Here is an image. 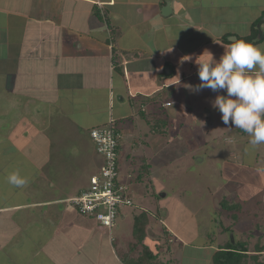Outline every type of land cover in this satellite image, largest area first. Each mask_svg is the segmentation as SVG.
Instances as JSON below:
<instances>
[{
    "label": "crops",
    "instance_id": "1",
    "mask_svg": "<svg viewBox=\"0 0 264 264\" xmlns=\"http://www.w3.org/2000/svg\"><path fill=\"white\" fill-rule=\"evenodd\" d=\"M263 17L264 0H0V98L12 95L18 117L34 126L32 139L24 133L33 144L29 162L14 167L26 183H9L0 166V264H121L112 231L68 209L65 201L87 186L75 182L67 191L66 183L45 180V164L51 156L60 159L47 137L45 161L32 160L33 151L41 153L34 122L49 115L48 124L53 112L44 110L54 108L68 118L80 144L91 128L114 120L120 154L125 151L127 162L141 158L131 162L133 171L138 168L131 182L140 183L143 162L150 172L144 150L154 151L158 144L152 149L151 142L174 138L178 133L169 135V127L183 125L170 107L181 82L198 83L195 58L207 49L219 60L233 40L246 37L264 48ZM2 136L0 158L23 154L25 148L7 152L3 143L10 139ZM100 165L94 163L91 174ZM132 240L122 249L129 259L144 253L130 250Z\"/></svg>",
    "mask_w": 264,
    "mask_h": 264
},
{
    "label": "rangeland",
    "instance_id": "2",
    "mask_svg": "<svg viewBox=\"0 0 264 264\" xmlns=\"http://www.w3.org/2000/svg\"><path fill=\"white\" fill-rule=\"evenodd\" d=\"M191 80L179 84L170 107L177 111L176 119L183 125L169 127V135L178 133L174 138L160 137V141L151 142L149 148L152 149L158 144L154 151L144 150L151 157L146 159L150 165L149 175L142 174L145 178L142 182H131L138 169L133 171L131 162L140 163L139 154L127 162L125 151L123 155L119 152L120 180L125 182L133 205L119 211L112 229L115 245L120 249L115 248V251L120 263L128 264L129 259L122 249L132 237L133 217L146 212V240L143 246L133 245L132 240L129 248L138 251L142 248L144 254L150 252L148 264H213L214 252L227 243L242 244L246 248L243 264H264V144L251 146L247 133L235 128L231 121L228 125L223 123L222 114L212 105L216 96L226 95L225 92L205 88L194 93L189 87ZM193 80L198 82L193 86L201 83L199 77ZM7 96L4 93L0 98V131L3 138L10 139L3 145L8 147L7 152H14L15 147L25 148L23 154L0 158V166L5 165L4 170L12 174L17 172L15 166L29 162L26 151L29 154L33 144L25 139L24 133L32 139L34 126L26 125L18 117V100L13 102L10 95L9 101ZM47 113H52L48 124ZM44 114L48 116L43 122H34L40 134L35 135L34 140H38L36 145L41 143L39 148L36 146L41 153L37 155L33 151L32 160L40 165L45 161L47 137L52 144L51 151L58 150L60 159L51 156L45 164V180L62 181L67 184H63L67 191L75 182L88 187L91 176L98 172L91 174V169L95 170L94 163L101 162L88 133L84 134V142L75 143L67 117L54 108L51 112L45 109ZM207 116L208 120H213L211 125H207ZM75 117L78 122L84 120L82 115ZM150 124H147L149 129ZM229 136L233 137L231 144L226 142ZM76 144L81 152L77 151ZM3 148L0 145V150ZM83 156L88 161L85 166L81 165ZM42 182L39 180L41 187ZM228 205L236 207L229 211L224 208ZM130 256L136 259L138 254ZM144 261L147 263L146 259Z\"/></svg>",
    "mask_w": 264,
    "mask_h": 264
},
{
    "label": "clouds",
    "instance_id": "3",
    "mask_svg": "<svg viewBox=\"0 0 264 264\" xmlns=\"http://www.w3.org/2000/svg\"><path fill=\"white\" fill-rule=\"evenodd\" d=\"M195 63L201 83L189 86L191 91L208 88L225 92L226 95H217L212 105L222 114L223 123L231 121L235 128L247 133L251 146L264 144V48L245 39L233 40L219 60L205 49ZM176 78L179 80V72ZM226 142L233 143V137H226ZM8 181L16 186L26 183L18 172L10 174Z\"/></svg>",
    "mask_w": 264,
    "mask_h": 264
},
{
    "label": "built area",
    "instance_id": "4",
    "mask_svg": "<svg viewBox=\"0 0 264 264\" xmlns=\"http://www.w3.org/2000/svg\"><path fill=\"white\" fill-rule=\"evenodd\" d=\"M89 137L101 158L100 169L91 176L84 191L65 202L80 214L95 219L110 234L119 210L132 204L128 188L120 180L119 148L122 136L114 120L110 119L106 125L90 130Z\"/></svg>",
    "mask_w": 264,
    "mask_h": 264
},
{
    "label": "trees",
    "instance_id": "5",
    "mask_svg": "<svg viewBox=\"0 0 264 264\" xmlns=\"http://www.w3.org/2000/svg\"><path fill=\"white\" fill-rule=\"evenodd\" d=\"M251 43L254 44L253 39L254 37H246L243 38ZM97 128V127H94ZM91 128L90 130L94 129ZM90 132V131H89ZM149 166L146 165V163L141 165V170L142 172H144V174H147V170H148ZM140 173V172H139ZM140 175H142L140 173ZM234 207H236V205H231V206H227L224 207L225 209H229L232 210ZM77 211V209H76ZM77 213H79L77 211ZM80 214V213H79ZM82 215V214H80ZM147 213L146 212H141L137 215L134 216L133 219V226H132V236H133V240L134 243L133 245L137 246V245H142L143 246V241L145 239V230H146V226L148 224L147 221ZM97 222V221H96ZM133 245L131 247H133ZM132 251V250H131ZM246 248L242 245V244H231V243H227L226 247H220L217 251L214 252L213 256H212V263L213 264H243V259L246 257ZM150 252H148L147 254L141 253V256H138L136 259H129L128 264H148V254ZM147 260V263L144 260Z\"/></svg>",
    "mask_w": 264,
    "mask_h": 264
},
{
    "label": "water",
    "instance_id": "6",
    "mask_svg": "<svg viewBox=\"0 0 264 264\" xmlns=\"http://www.w3.org/2000/svg\"><path fill=\"white\" fill-rule=\"evenodd\" d=\"M261 24H264V17H263V19L260 20V22H259V26H260Z\"/></svg>",
    "mask_w": 264,
    "mask_h": 264
}]
</instances>
